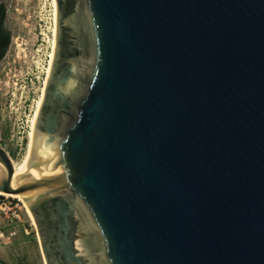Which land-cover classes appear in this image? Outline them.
Instances as JSON below:
<instances>
[{
	"label": "water",
	"instance_id": "obj_1",
	"mask_svg": "<svg viewBox=\"0 0 264 264\" xmlns=\"http://www.w3.org/2000/svg\"><path fill=\"white\" fill-rule=\"evenodd\" d=\"M55 3L16 184L0 148L46 263L51 224L70 264H264V0H71L63 72Z\"/></svg>",
	"mask_w": 264,
	"mask_h": 264
},
{
	"label": "rangeland",
	"instance_id": "obj_2",
	"mask_svg": "<svg viewBox=\"0 0 264 264\" xmlns=\"http://www.w3.org/2000/svg\"><path fill=\"white\" fill-rule=\"evenodd\" d=\"M8 44L0 58V148L19 162L28 142L30 119L41 94L52 48L53 0H0ZM5 242L0 264H44L37 229L29 213Z\"/></svg>",
	"mask_w": 264,
	"mask_h": 264
},
{
	"label": "flooded vegetation",
	"instance_id": "obj_3",
	"mask_svg": "<svg viewBox=\"0 0 264 264\" xmlns=\"http://www.w3.org/2000/svg\"><path fill=\"white\" fill-rule=\"evenodd\" d=\"M69 1H71V0H58V8H59V12H60V17H59V36H60L59 46H60V49H59V56L57 57L58 65H57V69L55 68V70H59L61 72L66 70V61L67 60L71 61V59H68V58H70L71 55L76 54V45L79 42V41H73L70 38L72 35L69 36L70 35L69 34L70 31L73 30L72 23H70V22H68L66 20V16L68 15L69 7H70ZM64 40L68 41L69 43L71 42V46L68 49L64 48V45H63V41ZM47 76L45 75V77H46L45 79L46 80H47ZM46 80H45V83L43 82L44 89H45V85H46ZM43 94H44V91H43ZM43 94H42V98H43ZM42 98H41V101H42ZM40 104H41V102H40ZM39 107H40V105H39ZM39 107H38V109H39ZM38 109H37V112H38ZM64 121H65L64 119L62 121L60 120L61 125L63 124ZM12 162H13V160H12ZM36 215H37V217H39V215H41V213L38 212ZM29 216H30L31 220L33 221V217L31 215V213H30ZM51 226L52 225L50 224L45 232L41 231V238H42V241L44 243V250H45V252L47 254L48 264H70V263H67L64 260V258L62 257V251L60 250L58 244L54 241L53 238L51 239L49 237ZM36 235H37V240H38V242L40 244V247H41V242H40V239H39L38 232H36ZM47 243H49V248L46 246ZM79 250H80V248H79ZM79 250L76 249V251H78V253L80 252ZM41 254H42L43 263L47 264L46 261H45L44 255H43V247H41ZM81 254H82V251L80 252V255Z\"/></svg>",
	"mask_w": 264,
	"mask_h": 264
},
{
	"label": "built area",
	"instance_id": "obj_4",
	"mask_svg": "<svg viewBox=\"0 0 264 264\" xmlns=\"http://www.w3.org/2000/svg\"><path fill=\"white\" fill-rule=\"evenodd\" d=\"M23 210L28 214L22 201L0 192V241L5 242L15 234L16 227L22 221Z\"/></svg>",
	"mask_w": 264,
	"mask_h": 264
},
{
	"label": "bare ground",
	"instance_id": "obj_5",
	"mask_svg": "<svg viewBox=\"0 0 264 264\" xmlns=\"http://www.w3.org/2000/svg\"><path fill=\"white\" fill-rule=\"evenodd\" d=\"M53 6H54V28H53V34H52V36H53V38H52V48H51V52L49 54L48 66L46 68V76L49 74V70H50L51 62H52V58H53V53H54V47H55V36H56V3H55V0H53ZM45 78H44V83H45V80H46ZM43 91H44V84H43V87L41 89V94H40V96H39V98H38V100L36 102V106H35V109H34L33 116L30 119V129L28 131V142H27L26 151H25L22 159L19 162H14V161L12 162L15 184L17 183L16 180L18 179L19 175L21 176V175L24 174V172L26 170V167H27V164H28L30 150H31L34 123H35V119H36V115H37V109H38V107L40 105V102H41ZM0 192L12 195L13 197H16L20 201H22L27 213H29V215H30L31 212L29 211L28 205L26 204V202H25L24 198L21 196V194H11V193H6V192H2V191H0Z\"/></svg>",
	"mask_w": 264,
	"mask_h": 264
},
{
	"label": "trees",
	"instance_id": "obj_6",
	"mask_svg": "<svg viewBox=\"0 0 264 264\" xmlns=\"http://www.w3.org/2000/svg\"><path fill=\"white\" fill-rule=\"evenodd\" d=\"M4 6L0 3V58L8 44V32L2 28V21L4 19Z\"/></svg>",
	"mask_w": 264,
	"mask_h": 264
}]
</instances>
